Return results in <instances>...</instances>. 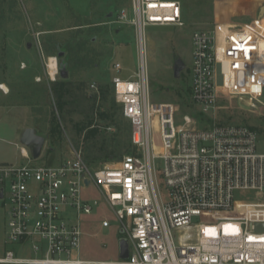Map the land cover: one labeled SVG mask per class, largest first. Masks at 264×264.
I'll use <instances>...</instances> for the list:
<instances>
[{
  "label": "built area",
  "instance_id": "obj_1",
  "mask_svg": "<svg viewBox=\"0 0 264 264\" xmlns=\"http://www.w3.org/2000/svg\"><path fill=\"white\" fill-rule=\"evenodd\" d=\"M182 14L178 0H129L128 13L112 17L111 25L133 27L140 54L135 76L111 79L134 153L99 167L75 149L57 165L0 164L7 245L0 264H264V229H256L264 225V153L256 132L245 125L198 128L189 115L178 119L175 104L149 100L144 32L182 27ZM191 45L190 97L199 114L213 118L220 101L231 100L251 112L264 109V17L196 29ZM55 61V75L47 68L51 80ZM217 65L226 96L216 93ZM111 69L122 68L114 62ZM90 88L97 91L95 84ZM90 186L128 239V259L81 258L82 217L96 205L82 196ZM111 225L100 222L101 228Z\"/></svg>",
  "mask_w": 264,
  "mask_h": 264
},
{
  "label": "rangeland",
  "instance_id": "obj_2",
  "mask_svg": "<svg viewBox=\"0 0 264 264\" xmlns=\"http://www.w3.org/2000/svg\"><path fill=\"white\" fill-rule=\"evenodd\" d=\"M178 1L183 8L182 27H149L144 32V61L149 76V100L154 103L175 104L178 107V119L180 120L182 115H189L193 125L198 128L205 126V120H201L202 118L211 121L206 123V128L212 123L218 124L220 110L221 114L233 110L234 116L225 125H245L243 119L249 116L254 118L256 115L245 111L248 108L238 100H231L226 111L219 105L213 118L198 113V108L190 97L191 37L196 29H207L217 23H255L260 9L264 7V0ZM128 10L129 0H0V104L28 108L27 123L38 131H45L51 118L50 108L45 103L49 97L43 96V88L50 82L46 65L48 59L56 58L58 52H64L63 57L56 58L58 69L64 65L69 79L74 85H81L86 94L93 92V89L87 88L90 82H94L98 88L105 83L111 85V79L115 76L121 79L135 76L140 65L135 31L130 25H111V19L106 18L109 13H128ZM263 15L260 18L264 17ZM42 42L47 49L54 47L56 53L54 51V55L47 54ZM176 59L183 65L178 78H175L173 73V63ZM114 62L121 65L119 73L111 69ZM58 78L57 73L56 80ZM215 86L217 96H226L222 89L221 68L218 65L215 70ZM75 92L81 95L78 90ZM93 100V108H90L92 105L84 104V107L88 106L85 110L88 114H65V118L59 120L62 130L59 144L49 145L46 141L40 157L37 160L30 159L33 165H57L76 149V143L83 156L86 155L87 149L95 156L101 155L100 146L103 145V140L107 148H114L115 143L111 138L116 130L115 125L107 119H101L99 114H89L91 111L94 113L106 109L109 103L104 104L99 98ZM40 101L42 102L38 103ZM54 115L59 118L58 114ZM91 118L93 125L102 133L95 141L86 142L82 137L77 140L75 125L85 123ZM17 120L14 115L0 114V131ZM115 121L129 125L119 109L116 111ZM151 131L153 151L158 152L155 124H152ZM102 135H105L104 139ZM257 148L259 152L264 153V138L258 139ZM123 150L124 148L121 151ZM121 158L111 162L99 161L89 164L95 167L103 164L113 165ZM26 163V160L19 156V148L0 136V164ZM154 166L160 172L161 163L155 161ZM162 194L164 197L163 192ZM82 196L91 203L95 201L96 205L91 215L82 217L84 234L80 249L81 258L117 263L120 261L118 240L121 235L112 213L105 207L95 187L90 186L82 191ZM103 219L109 220L112 225L109 228H101L100 222ZM4 230L3 211L0 209V255L7 248L4 243Z\"/></svg>",
  "mask_w": 264,
  "mask_h": 264
},
{
  "label": "trees",
  "instance_id": "obj_3",
  "mask_svg": "<svg viewBox=\"0 0 264 264\" xmlns=\"http://www.w3.org/2000/svg\"><path fill=\"white\" fill-rule=\"evenodd\" d=\"M183 10V8H182ZM42 46L47 54L54 55L55 48L51 47V49H47L48 47L44 45L42 42ZM57 51V50H56ZM55 51V53H56ZM190 71V69H189ZM45 90V94L43 96L48 98L46 100V105L50 108L51 118L48 123V127L46 130L37 131V133L45 138V141L48 142L49 145L59 144L62 136V130L59 125V120L65 118V114H72V113H81V114H88L85 113L86 108L84 104L87 103L88 105H92L90 108H93V104H95L93 99L99 98L105 103H109V107L104 108L102 111H97L94 113L91 111L89 114H99L101 119H107L114 124L116 127L115 132L112 133L111 140L115 143L114 148L111 150L106 147L105 140L102 141V146H100L101 155L95 156L91 154V151L88 149L85 150L84 159L92 164L96 162H111L114 160L120 159L122 156L126 154H132L135 152V147L131 142V127L123 122H116L115 115L117 109L121 110V106L115 102L112 93V87L109 83L102 84L98 87L97 93L95 95H87L81 85H74V83L69 79H60L58 78L54 82H48V86L43 88ZM75 90L81 92V95L76 94ZM42 101L38 102L41 103ZM84 102V103H83ZM230 101H220V106L224 109L223 111L227 110L228 104ZM37 103V102H36ZM29 105V104H27ZM121 112V111H120ZM54 114H58L59 118ZM248 114V113H246ZM202 115V114H201ZM233 115V110L228 113L221 114L220 110V121H218V125H225L231 119ZM92 117V116H91ZM247 118V117H246ZM205 120V126L202 128H206L207 122L211 121L205 118L201 120ZM93 118L86 120L87 122H80L75 125L77 140L81 139L83 141H95L96 137H98L102 132L97 126L93 125L92 122ZM245 122V126L249 127L253 131L256 132L258 139L264 138V116H259L258 114L256 117H248L247 119H243ZM105 135H102V139H104ZM75 150H80L79 145L76 143ZM124 148L123 151H121ZM90 152V154H89ZM123 152V153H122ZM82 153V152H81Z\"/></svg>",
  "mask_w": 264,
  "mask_h": 264
},
{
  "label": "water",
  "instance_id": "obj_4",
  "mask_svg": "<svg viewBox=\"0 0 264 264\" xmlns=\"http://www.w3.org/2000/svg\"><path fill=\"white\" fill-rule=\"evenodd\" d=\"M263 13H264V7L260 9L258 17L260 18V16H262ZM111 16L112 14L109 13L106 16V18L109 19L111 18ZM27 47L29 48L30 45L28 44ZM63 56H64V52H58L56 54V58H61ZM182 69H183L182 64L181 65H178L176 63L174 64L173 73H174L175 78H178L179 73ZM58 74H59L60 79L68 78V71L66 70L64 65L60 66V69H58ZM19 144L28 150L30 158L32 160H37L40 157L41 152L44 148L45 138L39 135L33 128L28 127L22 131L20 139H19ZM0 197H2L1 194H0ZM256 229L262 230L264 229V225H257ZM120 235L121 237H119V240H118V256L120 260H126L129 258L128 239L124 237L122 231H120Z\"/></svg>",
  "mask_w": 264,
  "mask_h": 264
},
{
  "label": "crops",
  "instance_id": "obj_5",
  "mask_svg": "<svg viewBox=\"0 0 264 264\" xmlns=\"http://www.w3.org/2000/svg\"><path fill=\"white\" fill-rule=\"evenodd\" d=\"M114 13H111L112 16L109 19L112 20V17L114 15ZM243 15H244V13H243ZM111 20H109V21H111ZM223 23H225V22H223ZM190 66H191V59H190ZM54 81H56V77L54 78V80L50 79V82H54ZM91 84H95V83L94 82L88 83V85H87L88 89L90 88ZM95 86H96V84H95ZM111 87H112V85H111ZM90 90H92V89L90 88ZM97 90H98V88H97ZM92 91L93 92H90L87 95L92 96V95H95L97 93V91H94V90H92ZM84 92H85V90H84ZM27 109L25 107H23V106H5V105L0 104V114H8V115L11 114V115H14V116H16L18 118L16 123L13 122L12 125H9V126H7V128L2 129L0 131V136L5 138L6 140H8L10 142V144L12 143V145H14L15 147L19 148V156L23 160H26V162L28 163L30 161V159H31L29 157L30 156L29 152H28V150L26 148L22 147L19 144V139H20L21 133H22V131L25 128L30 127V128H33L36 131V129L34 127H32L31 125H29L27 123L28 119H26V115L29 114V110H27ZM243 109H245V108H243ZM245 111L251 112V111H248L247 109H245ZM259 111H261V112H259ZM263 111H264V109H260L258 111L253 112L252 114H255V115L258 114L259 116L261 114V116H264V112Z\"/></svg>",
  "mask_w": 264,
  "mask_h": 264
},
{
  "label": "bare ground",
  "instance_id": "obj_6",
  "mask_svg": "<svg viewBox=\"0 0 264 264\" xmlns=\"http://www.w3.org/2000/svg\"><path fill=\"white\" fill-rule=\"evenodd\" d=\"M47 68H48V71L50 74L55 75V73H56V61H55L54 57H51L49 59V63L47 65ZM92 262H95V261H92ZM106 263H111V262H106Z\"/></svg>",
  "mask_w": 264,
  "mask_h": 264
},
{
  "label": "flooded vegetation",
  "instance_id": "obj_7",
  "mask_svg": "<svg viewBox=\"0 0 264 264\" xmlns=\"http://www.w3.org/2000/svg\"><path fill=\"white\" fill-rule=\"evenodd\" d=\"M175 63L178 64V65H181V61L179 59L174 60L173 66H174Z\"/></svg>",
  "mask_w": 264,
  "mask_h": 264
},
{
  "label": "snow or ice",
  "instance_id": "obj_8",
  "mask_svg": "<svg viewBox=\"0 0 264 264\" xmlns=\"http://www.w3.org/2000/svg\"><path fill=\"white\" fill-rule=\"evenodd\" d=\"M251 239V238H250Z\"/></svg>",
  "mask_w": 264,
  "mask_h": 264
}]
</instances>
